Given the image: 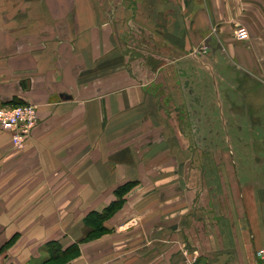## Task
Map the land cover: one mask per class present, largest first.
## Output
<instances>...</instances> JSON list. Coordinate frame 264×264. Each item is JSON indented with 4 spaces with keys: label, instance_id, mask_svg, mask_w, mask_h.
Segmentation results:
<instances>
[{
    "label": "crops",
    "instance_id": "1",
    "mask_svg": "<svg viewBox=\"0 0 264 264\" xmlns=\"http://www.w3.org/2000/svg\"><path fill=\"white\" fill-rule=\"evenodd\" d=\"M214 73L221 115L243 97L264 120V0H0V105L36 108L23 147L0 129V264H57L51 245L65 264H264V180L231 161L243 225L223 228L220 201L210 224L160 170Z\"/></svg>",
    "mask_w": 264,
    "mask_h": 264
},
{
    "label": "rangeland",
    "instance_id": "2",
    "mask_svg": "<svg viewBox=\"0 0 264 264\" xmlns=\"http://www.w3.org/2000/svg\"><path fill=\"white\" fill-rule=\"evenodd\" d=\"M129 52L137 53L132 46ZM134 54L132 56L135 60L137 57ZM217 80L215 73L210 74V84L207 81L202 85V89L193 88L194 93L190 97L186 96L187 104L192 103L191 113H189L191 117L185 121L177 119L175 123L190 127L192 135L189 140L179 136L174 138L175 153L171 152L169 158L167 156L159 158L161 163L168 159L171 162L173 159L174 166L170 165L169 170H160L176 178L177 189L182 187L190 189L189 192H185L187 202L191 199L193 206L205 204L211 208L210 215L207 217L210 224H213L210 220L216 214L215 202L220 201L222 210L219 208L218 213L222 211L224 216L221 226L223 228L234 225L239 227L243 223L242 215L240 213L238 215L234 205L233 196L237 191L236 186L229 180L235 177L231 161L239 177H256L258 180H264V120L262 115L259 117L252 115V118L248 119V106L243 101V97L236 99L234 105L227 106L224 115H221V107L216 96V93L220 94L221 90L217 89ZM239 91L244 93V90ZM208 94H212L213 99ZM196 98L197 101L200 98L205 99V104L200 106L194 103ZM232 107L239 114L232 116L230 111ZM200 111V115L197 114ZM191 161H193L192 164ZM90 220L92 216L85 217L83 222L87 225ZM80 222L83 224L82 220ZM47 250L49 256L53 249L49 246ZM65 250H68V253L64 258L53 263L65 264L71 259L72 248Z\"/></svg>",
    "mask_w": 264,
    "mask_h": 264
},
{
    "label": "built area",
    "instance_id": "3",
    "mask_svg": "<svg viewBox=\"0 0 264 264\" xmlns=\"http://www.w3.org/2000/svg\"><path fill=\"white\" fill-rule=\"evenodd\" d=\"M235 37L240 41L248 39V35L243 29H238ZM36 124V108L30 104L20 106L0 105V129L9 132L11 141L17 148L23 147L31 131ZM263 257V252H259ZM187 264H203L197 257L191 258Z\"/></svg>",
    "mask_w": 264,
    "mask_h": 264
},
{
    "label": "trees",
    "instance_id": "4",
    "mask_svg": "<svg viewBox=\"0 0 264 264\" xmlns=\"http://www.w3.org/2000/svg\"><path fill=\"white\" fill-rule=\"evenodd\" d=\"M13 106H20V105H23L22 103L20 102H14L12 103ZM115 207H111V208H108L107 210L103 211V213L101 214H93V220H96V224H97V227L98 228H104L103 227V219L106 215L110 214L113 210H114ZM52 246V249L53 251H51L50 253V258L48 260V263L49 262H54V261H60L61 259L64 258V256L68 253V250H65V251H62L61 248H59L57 245H51Z\"/></svg>",
    "mask_w": 264,
    "mask_h": 264
}]
</instances>
